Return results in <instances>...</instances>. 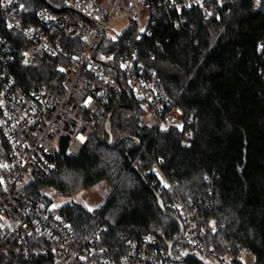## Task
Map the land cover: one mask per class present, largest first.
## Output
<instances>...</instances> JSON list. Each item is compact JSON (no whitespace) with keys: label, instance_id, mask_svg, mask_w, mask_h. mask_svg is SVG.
Returning <instances> with one entry per match:
<instances>
[{"label":"trees","instance_id":"1","mask_svg":"<svg viewBox=\"0 0 264 264\" xmlns=\"http://www.w3.org/2000/svg\"><path fill=\"white\" fill-rule=\"evenodd\" d=\"M20 1L24 18L31 22L37 21L40 8L55 4ZM148 1L153 5L152 32L136 39L129 26L122 35L131 36L139 60L156 71L172 103L182 108V128L155 129L142 100L126 90L115 92L99 109L98 125L82 151L70 153L69 137L63 136L54 155L57 169L23 189L51 203L48 189L71 196L106 180L111 190L99 208L72 201L59 214L81 238L105 226L95 242L97 255L119 258L128 253L129 238L152 232L158 234V244L169 247L182 231L180 214L167 207L175 195L163 184L158 174L162 169L182 198L193 200L203 216L213 215L220 225L219 231L203 235L199 255L189 251L178 263L224 264L229 245L233 254L247 249L254 253L255 264H264V7L235 0L228 13L220 9L210 16L193 7L183 11L186 22L176 27L177 12L165 0ZM0 34L13 44L17 56L10 68L25 88L42 83L56 93L63 91L61 66L68 64L66 59L41 53L36 63L24 65L20 52L25 39L1 15ZM112 38L105 36L102 48ZM65 42L78 49L82 44L80 36ZM2 50L0 43V54ZM187 131L190 136H185ZM50 240L46 231L31 235V244L49 251L31 258L10 245L0 264H53L50 243H59ZM176 245L174 254L179 253Z\"/></svg>","mask_w":264,"mask_h":264},{"label":"built area","instance_id":"2","mask_svg":"<svg viewBox=\"0 0 264 264\" xmlns=\"http://www.w3.org/2000/svg\"><path fill=\"white\" fill-rule=\"evenodd\" d=\"M234 1L165 0L164 3L177 12L174 25L180 27L187 19L185 9L198 7L205 16H210L220 9L228 13ZM252 1L256 8L264 7V0ZM54 2V7L47 5L38 10L35 22L27 15L28 20L24 18L20 0H13L11 4L3 0L0 5V15L7 26L12 25L8 28L25 39L20 52L22 64L36 63L41 53L59 55L68 62L61 66L65 77L60 94L42 83L25 88L10 68L17 56L13 44L0 34L3 45L0 54V261L8 254L10 245L18 247L26 258L48 255L47 248L30 242L31 235L46 231L50 241L59 243H50L53 264H76L78 261L81 264H180L177 261H182V255L189 251L199 252L204 247L203 235L219 231L220 225L213 215L203 216L193 200L182 198L162 169L158 174L175 195L167 207L179 213L183 222L182 231L174 242L178 254L172 252L173 246L158 244V234L146 232L139 239L127 240L125 256L100 257L95 242L105 226L95 234L81 238L70 222L59 214L62 206L37 199L17 186L26 171L33 173L34 178H40L57 169L54 155L63 136L69 137V152L79 154L98 125L99 109L109 104L115 92L126 90L142 100L147 119L155 129L183 126L182 108L172 103L156 71L139 60L138 47L131 36L122 35L129 26L133 27L136 39L145 31L152 32L151 2ZM121 17L128 18L129 24L115 36L111 23ZM142 28L143 32L140 31ZM109 35L115 39L102 48L103 38ZM77 36L81 37L82 43L79 49L65 42ZM190 135L189 131L185 133V136ZM222 258L224 264H234L233 261L242 264V254H233L229 245Z\"/></svg>","mask_w":264,"mask_h":264},{"label":"rangeland","instance_id":"3","mask_svg":"<svg viewBox=\"0 0 264 264\" xmlns=\"http://www.w3.org/2000/svg\"><path fill=\"white\" fill-rule=\"evenodd\" d=\"M128 24V18L121 17L116 19L111 23V27L113 29L112 33L117 36L128 26ZM25 174L26 176L24 178H20L17 181L18 187H23L26 183L34 179L33 173H28L26 171ZM110 190L111 184L102 179L90 187L82 188L71 196H60L52 188L48 189L47 192L52 198V203L56 206H63L65 203L78 201L84 203L91 209H97L105 202ZM242 264H255V255L252 251L247 249L243 251Z\"/></svg>","mask_w":264,"mask_h":264},{"label":"water","instance_id":"4","mask_svg":"<svg viewBox=\"0 0 264 264\" xmlns=\"http://www.w3.org/2000/svg\"><path fill=\"white\" fill-rule=\"evenodd\" d=\"M110 142L111 143H113V138H111V140H110ZM245 157H246V148H245ZM245 164H246V160H245V162H244V165L241 167L242 169L244 168V166H245ZM160 205H161V207L164 209L165 208V206H164V202L160 199ZM177 240V237L174 239V241H172L171 243H170V248L173 246V244H174V242ZM195 253H197L198 255L200 254L199 252H196V251H193V252H191V254H195ZM180 260H184V258H181ZM204 260V259H203ZM205 261V260H204ZM206 262V261H205Z\"/></svg>","mask_w":264,"mask_h":264},{"label":"snow or ice","instance_id":"5","mask_svg":"<svg viewBox=\"0 0 264 264\" xmlns=\"http://www.w3.org/2000/svg\"><path fill=\"white\" fill-rule=\"evenodd\" d=\"M197 2H199V0H197ZM7 3L8 4H11V3H13V0H7ZM3 4V0H0V5H2ZM21 7H23V5H21ZM210 15V14H209ZM10 28L12 27V25H8ZM140 31L141 32H143L144 31V29L142 28V29H140ZM113 39H115V37H113ZM25 56L27 55V53H25L24 54ZM25 63H27V61H25ZM61 71H63V69H61ZM177 127L178 128H182V125H177ZM165 186H167V185H165ZM215 230V229H214Z\"/></svg>","mask_w":264,"mask_h":264}]
</instances>
